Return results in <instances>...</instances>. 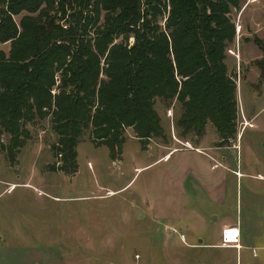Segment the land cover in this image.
<instances>
[{"label":"rangeland","instance_id":"1","mask_svg":"<svg viewBox=\"0 0 264 264\" xmlns=\"http://www.w3.org/2000/svg\"><path fill=\"white\" fill-rule=\"evenodd\" d=\"M232 18L239 30L226 64L236 139L217 147L207 128L197 149L179 141L189 143L184 149L173 140V110L156 105L169 145L143 148L126 130L112 161L83 139L76 173L66 176L50 170L60 159L48 123L31 129L13 166L0 153V264H264V83L252 64L261 53L244 42L264 40V0H244ZM171 150L194 152L160 162Z\"/></svg>","mask_w":264,"mask_h":264},{"label":"trees","instance_id":"2","mask_svg":"<svg viewBox=\"0 0 264 264\" xmlns=\"http://www.w3.org/2000/svg\"><path fill=\"white\" fill-rule=\"evenodd\" d=\"M244 0H0V153L13 166L31 129L49 125L58 171L77 170L83 139L119 158L126 130L145 148L170 136L156 105L173 110L174 137L198 148L207 128L237 136L227 51ZM15 18H19L16 22ZM252 64L264 83V40ZM7 139L6 144L3 138Z\"/></svg>","mask_w":264,"mask_h":264},{"label":"built area","instance_id":"3","mask_svg":"<svg viewBox=\"0 0 264 264\" xmlns=\"http://www.w3.org/2000/svg\"><path fill=\"white\" fill-rule=\"evenodd\" d=\"M235 30H236V32L238 34L239 27H236ZM237 34H236V41H237ZM242 126H243V129L244 128H252V126L248 122H246V121L243 122ZM173 140L175 142H177L178 144H180L184 149H191L189 143H187V142H179L174 136H173ZM15 187H16L15 185H9L6 188L5 193L6 194H10L14 190ZM174 233H176V232L174 231ZM181 240H182V242H184L183 236H181Z\"/></svg>","mask_w":264,"mask_h":264},{"label":"crops","instance_id":"4","mask_svg":"<svg viewBox=\"0 0 264 264\" xmlns=\"http://www.w3.org/2000/svg\"><path fill=\"white\" fill-rule=\"evenodd\" d=\"M254 34H256V33L254 32ZM189 150H190V149H189ZM179 152H194V151H186V150H184V151H175V150L172 151V150H171V152L168 153V154L166 155L165 159H163L162 161L160 160V162H166V161H168V160H169V159H168V156H170V155L172 156V155H174V154H176V153H179ZM195 153H198V151L196 150ZM178 216H179L180 219H179V220L177 219L176 221H175V219H174V222H176V223L178 222V223L181 225V226H180L181 229H183V228H186V229H187V226L184 225V224L182 223L183 220H181V216H180V215H178ZM180 220H181L182 222H181ZM182 227H183V228H182ZM232 247H233V246H232ZM236 249H240V250H241L242 247H241L240 245H237V246H236Z\"/></svg>","mask_w":264,"mask_h":264},{"label":"water","instance_id":"5","mask_svg":"<svg viewBox=\"0 0 264 264\" xmlns=\"http://www.w3.org/2000/svg\"><path fill=\"white\" fill-rule=\"evenodd\" d=\"M140 216L139 214L137 215V217Z\"/></svg>","mask_w":264,"mask_h":264}]
</instances>
